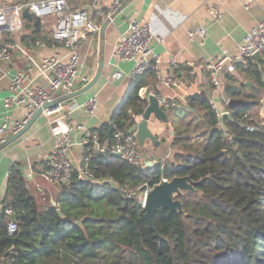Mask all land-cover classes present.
Here are the masks:
<instances>
[{
  "label": "trees",
  "instance_id": "obj_1",
  "mask_svg": "<svg viewBox=\"0 0 264 264\" xmlns=\"http://www.w3.org/2000/svg\"><path fill=\"white\" fill-rule=\"evenodd\" d=\"M187 72L188 68L178 66L174 75L180 78ZM240 74L262 89L254 61ZM149 78L153 77L133 78L122 104L111 115L112 130H128L142 115L146 102L138 92ZM233 82L227 96L239 99L244 82ZM254 96L244 98L255 100ZM207 97L200 93L186 99L188 109H200L199 130L204 132L199 143L191 142L186 127L176 134L172 145L180 148L172 159L153 167H132L111 154L93 156L88 169L95 181L74 171L68 185L55 189L52 203L42 205L27 191L20 165L14 164L0 209V264H264V133L247 131L245 125L253 121L243 118L255 104L225 106L229 115L222 122L231 135V141H226L216 128ZM108 126L92 132L108 142ZM182 176L202 182L196 193L177 197L183 213L161 209L154 213L155 232L136 196L128 198L120 191L121 187L142 192L162 178ZM5 209L17 216L13 236L7 233L11 219Z\"/></svg>",
  "mask_w": 264,
  "mask_h": 264
},
{
  "label": "crops",
  "instance_id": "obj_2",
  "mask_svg": "<svg viewBox=\"0 0 264 264\" xmlns=\"http://www.w3.org/2000/svg\"><path fill=\"white\" fill-rule=\"evenodd\" d=\"M5 1L0 0V5ZM248 1L126 0L110 15L113 19L110 20L104 30L103 37H101L100 28L105 21L110 19V17H106L111 1L69 0L71 9L86 11L90 19L100 25L98 33L88 37L80 48V75L85 77L86 82L77 83L73 93L84 88L95 77L100 63H102V68L100 78L92 88L62 103L64 111L69 113L66 122L73 125L82 124L90 131L98 130L110 124L113 111L122 104L128 87L134 81L130 77L133 63L118 60L114 52V45L119 36L126 32L129 21L136 20L139 25L150 24L154 33L162 38L161 41L152 39L150 43L154 53L159 56L161 73L169 72L170 60L176 61L181 68L189 69V72L185 74H188V76L180 73L181 77L177 78L174 75L176 81L181 84L180 89H160L159 93L164 98H170L174 94L180 100L177 102V107L170 112L171 115H167L169 120L167 124L156 121L154 116L151 115L149 128L156 136L159 145L146 141L144 147L140 149L144 166L147 164L153 167L165 159L170 160L180 148V145H172L177 132L184 131L189 123L192 125L194 122L195 124L199 123L197 128L202 126L201 122L198 121L200 109L197 108L196 111L188 109L186 99L196 94L204 93L208 95L209 93L210 87L204 71V62L210 57L235 53L246 34L264 18V0H250V7L246 10L244 5ZM210 5L217 6L222 11L220 20L213 22L210 19L207 13V7ZM102 18L105 20L102 21ZM22 20L23 30L15 33L6 32L7 42L19 45L29 51L36 63H39L42 58L54 54L61 56L67 54L66 49L59 44L36 50L30 46L31 41L35 39L46 42L50 40L52 21L40 22L39 28L36 29L34 18H24L22 16ZM198 27H204L207 33L203 45H200L198 39L189 41L187 36L188 31H194ZM34 31L37 32V35H32ZM27 62L24 57L19 55L11 63L0 62V122L5 115L9 116L10 121H19L23 116L20 109H13L6 113L2 101L8 94L11 76L24 69L28 64ZM256 66L258 71L261 72L262 89H258L253 80L246 79L244 74L239 73V77L223 75L221 92L223 96L225 93L227 94V88L234 83L233 81H238L239 84L240 82L251 83L249 89L242 85L241 92L244 95L253 93L255 100H247L244 95L239 99L254 102L253 109L257 110L258 113L256 120L261 121L264 119V63L260 62ZM115 74H119V78H114ZM33 75H36V72ZM35 83L43 87L47 86V82L43 77H37ZM153 84V78H149L148 85L141 87V89L149 90ZM94 95L98 99V106L95 114L89 116L83 111L82 105ZM227 99L232 98L227 96ZM220 106L223 110H226L225 106ZM186 108L190 113H185ZM135 120L139 122L140 116L135 117ZM203 132L204 130L200 129L195 135L201 137ZM191 133L193 132L189 134ZM73 140L74 143H78L80 136L75 135ZM55 142L56 138L51 133L48 121L44 116H40L20 139L0 149V209L2 208L1 203L7 195L8 172L16 163L20 165V171L26 181L27 191L37 197L42 205L53 202L56 190L46 184L39 177L38 172L45 166L47 157ZM79 151V146H75L71 151L70 160L74 166L77 164Z\"/></svg>",
  "mask_w": 264,
  "mask_h": 264
},
{
  "label": "built area",
  "instance_id": "obj_3",
  "mask_svg": "<svg viewBox=\"0 0 264 264\" xmlns=\"http://www.w3.org/2000/svg\"><path fill=\"white\" fill-rule=\"evenodd\" d=\"M110 1L106 18L110 17L126 0ZM250 4L249 0L244 5V9L248 10ZM25 11L32 18H38L41 23L52 18L50 40L47 42L32 40L31 48L36 50L59 44L66 49L65 56L54 54L36 63L29 51L6 41V32L15 33L23 30L22 14ZM207 13L213 22L222 18V11L217 6H208ZM99 28L98 22L90 19L86 11L71 9L69 0H6L1 3L0 62L11 63L19 55L24 57L28 64L11 76L8 94L3 98L2 106L6 113L13 109H20L23 116L19 121H10L9 116H4L0 122V145L4 144L8 136L18 133L33 113L41 109L44 104L72 94L77 83L86 82L85 77L80 75L79 52L82 43L88 37L97 34ZM187 36L189 41L198 39L200 45H203L207 33L204 27H198L194 31H188ZM152 39L161 41L162 38L154 33L150 24L139 25L136 20L129 21L126 32L119 36L114 45V52L118 60L133 63L131 78L146 75L153 77V86L149 90H139V98L145 101L149 96L155 97L162 110L170 113L177 107L180 98L174 94L170 98H164L159 91L161 88L180 89L181 84L174 77V70L178 68V65L176 61L170 60L169 72L162 74L159 56L150 46ZM254 55L264 59V18L246 34L235 53L210 57L203 65L210 87L207 103L215 115L216 128L221 131L226 141H231V135L225 130L222 122L223 117L228 116L229 113L220 106H227L228 102L221 92V79L223 75L239 77L240 71L248 68L249 63L254 61ZM34 72L36 75H33ZM37 77L45 78L47 86L37 85L35 83ZM114 78H119V74H115ZM97 106L98 99L94 95L85 101L82 109L87 115L92 116ZM68 115L62 103L42 112V116L48 121L52 135L56 138L45 166L38 172L39 177L46 184L56 190L60 189L68 185L74 171L84 179L95 181L88 169V164L91 157L101 154L117 156L132 167L144 165L135 132H128L129 129H113L110 140L107 142L82 124L73 125L66 122ZM249 116L246 114L243 118L253 123H247L245 129L250 132L264 133V119L258 121ZM75 135L80 136L78 143H74ZM75 146H79L80 151L77 155V164L74 166L70 160V154ZM165 181L168 180L162 178L159 184ZM152 188L146 187L142 192L143 199ZM120 191L128 198L134 195V192L127 188L120 187ZM141 204L143 205V201ZM4 213L10 218L14 215L10 209H5ZM6 229L8 235L13 236L18 230L15 220H10Z\"/></svg>",
  "mask_w": 264,
  "mask_h": 264
},
{
  "label": "water",
  "instance_id": "obj_4",
  "mask_svg": "<svg viewBox=\"0 0 264 264\" xmlns=\"http://www.w3.org/2000/svg\"><path fill=\"white\" fill-rule=\"evenodd\" d=\"M24 18H30V14H28L26 11L22 14ZM113 19V17H110L107 21H105L100 28V35L103 37L104 30L106 26L110 23V20ZM40 20L38 18L35 19L34 27L36 29L39 28ZM253 60L256 64L259 65L260 62L264 63V59L260 58L258 55L253 56ZM101 68L102 63L99 65V69L95 75V77L81 90L76 91L70 95L57 98L49 103L44 104L41 109L36 110L32 117L29 119V121L24 125V127L16 134L9 137L4 144L0 145V149H3L7 147L8 145L12 144L13 142L20 139L29 129L30 127L35 123V121L42 116V112L44 110H50L55 108L58 104L64 103L66 101H69L78 95H81L88 91L92 86L98 81L101 74ZM244 85L247 87V89L250 88L252 85L251 83H244ZM224 97L227 99V94H224ZM146 107L140 116V121L136 122L129 130L128 132H135L136 138L138 141L139 149H142L144 147V144L146 141H149L150 143L154 145H159L157 143L156 136L152 133V131L149 128V120L151 115L154 116V119L158 122L167 124L169 122L167 114L162 110V108L159 106V103L155 97L149 96L146 100ZM254 104L252 101H245L241 99H228L227 106L230 108L235 107H243V106H250ZM108 131L106 132L105 139H109L112 133V126L109 124ZM145 167H150V165H145ZM200 182H194L190 179L189 176H182V177H173L169 181L162 182L161 184H158L154 186L149 192H147L143 199V205L142 208L145 211L144 218L150 228L151 231L155 232L154 228L152 227L151 219L154 215V213L158 210H169V211H177L178 213H183L182 211V205L181 202L177 199L178 196L182 195L183 192H197L196 186L199 185ZM57 214L60 218H63V214L60 210L57 211ZM16 215L11 216V221H14L16 219ZM77 225H81V221H78L76 223ZM156 235V234H155ZM156 237L161 240L160 237L156 235ZM17 237H14L12 240L15 242ZM11 250L7 251L3 257H6Z\"/></svg>",
  "mask_w": 264,
  "mask_h": 264
},
{
  "label": "rangeland",
  "instance_id": "obj_5",
  "mask_svg": "<svg viewBox=\"0 0 264 264\" xmlns=\"http://www.w3.org/2000/svg\"><path fill=\"white\" fill-rule=\"evenodd\" d=\"M48 20H50V21H52V18L50 17ZM257 110H254V109H252L249 113H247V115H251L253 118H255V119H257L256 117H258V113L256 112ZM167 115H171V113H167ZM193 121V120H192ZM198 127V124L196 123L195 124V122H194V124L192 125L191 123H189L188 124V128H190L189 130V133L190 132H193V133H191L190 135H191V138H192V140H191V142L193 141L194 143H199L202 139H201V137L200 136H196L195 134L196 133H194L195 131L197 132V131H200L199 130V128H197ZM198 137V138H197ZM192 142V143H193ZM172 158H170V160H171ZM164 161H166V159L165 160H163V162ZM134 192V191H133ZM142 192H144V190L142 191ZM142 192H134V195L136 196V198L138 199V201L139 202H142L143 201V197H142ZM41 203H43V202H41Z\"/></svg>",
  "mask_w": 264,
  "mask_h": 264
}]
</instances>
